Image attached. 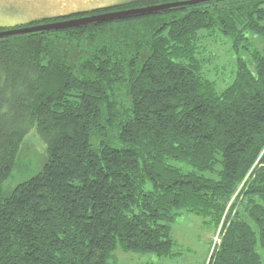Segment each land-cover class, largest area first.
I'll use <instances>...</instances> for the list:
<instances>
[{
	"label": "trees",
	"instance_id": "trees-1",
	"mask_svg": "<svg viewBox=\"0 0 264 264\" xmlns=\"http://www.w3.org/2000/svg\"><path fill=\"white\" fill-rule=\"evenodd\" d=\"M219 34L236 60L221 90L204 55ZM35 127L47 160L4 191ZM183 211L219 229L207 264H264V0L0 37V264H111L119 248L174 256Z\"/></svg>",
	"mask_w": 264,
	"mask_h": 264
},
{
	"label": "rangeland",
	"instance_id": "rangeland-1",
	"mask_svg": "<svg viewBox=\"0 0 264 264\" xmlns=\"http://www.w3.org/2000/svg\"><path fill=\"white\" fill-rule=\"evenodd\" d=\"M125 1L129 0H0V25L10 27L43 16L63 15L75 10H86ZM251 38L256 45L263 46L261 38L254 36ZM204 49V55L208 59L205 72L208 78L215 81L218 90H221L229 85L233 78L236 64L234 52L228 40L220 34L218 37L207 39ZM20 147L13 171L3 183L4 191L38 173L47 160L46 146L36 127L26 134ZM218 230L212 225L204 224L202 217L183 211L172 224V238L176 241L173 247L174 256L159 258L153 253L126 252L119 248L112 255L110 263L207 264L213 246L220 241L217 236Z\"/></svg>",
	"mask_w": 264,
	"mask_h": 264
},
{
	"label": "water",
	"instance_id": "water-1",
	"mask_svg": "<svg viewBox=\"0 0 264 264\" xmlns=\"http://www.w3.org/2000/svg\"><path fill=\"white\" fill-rule=\"evenodd\" d=\"M206 1L217 0H173L171 2H162L161 4H151L149 6H140L138 8H129L127 10H119L117 12H111L106 15H97L94 17H86L82 19L69 20L64 22H54V24L32 25L21 28H10L0 30V37H11V35H21L23 33H32L35 31L51 30L55 28H65L66 26L86 25L87 23L97 22L98 20H108L112 18H125L130 16H141L152 14L156 12H162L169 10L170 8L177 6H184L186 4H195Z\"/></svg>",
	"mask_w": 264,
	"mask_h": 264
}]
</instances>
